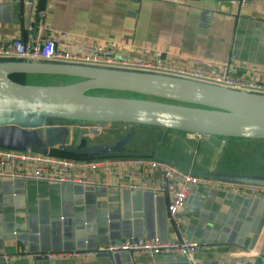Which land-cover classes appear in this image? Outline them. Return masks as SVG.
Wrapping results in <instances>:
<instances>
[{
  "label": "crops",
  "instance_id": "obj_1",
  "mask_svg": "<svg viewBox=\"0 0 264 264\" xmlns=\"http://www.w3.org/2000/svg\"><path fill=\"white\" fill-rule=\"evenodd\" d=\"M30 25L58 36L65 51L87 53L88 43L112 42L123 58L160 54L190 67L188 60L198 58L207 69L233 54L264 69V0H0V42L25 38ZM45 128L37 147L52 157L62 141L72 146L81 134L84 145L113 144L130 131L124 124ZM121 154L103 159L112 163L108 170L88 173L91 186L0 180V264H264V199L204 185L190 189L178 219L181 233L201 246L192 256L115 258L104 250L126 239L165 242L177 233L158 172L131 178L124 161L147 155L197 176L264 179V140L135 126ZM50 253L64 256L49 259Z\"/></svg>",
  "mask_w": 264,
  "mask_h": 264
},
{
  "label": "water",
  "instance_id": "obj_2",
  "mask_svg": "<svg viewBox=\"0 0 264 264\" xmlns=\"http://www.w3.org/2000/svg\"><path fill=\"white\" fill-rule=\"evenodd\" d=\"M19 74L66 76L77 80L63 85H33L11 79ZM96 90L130 93L135 97L87 94ZM52 122L128 126L130 131L113 144L83 145L81 134L72 146L64 141L59 146L62 152L96 159L123 156L121 151L133 138L135 126L223 139L264 140V95L149 73L48 62L0 61V149L48 154V149L37 147L36 141L43 130L49 131L43 127H49ZM135 156L141 155H132ZM227 181L264 186V179ZM122 256L130 257L128 252L114 254L115 258Z\"/></svg>",
  "mask_w": 264,
  "mask_h": 264
},
{
  "label": "built area",
  "instance_id": "obj_3",
  "mask_svg": "<svg viewBox=\"0 0 264 264\" xmlns=\"http://www.w3.org/2000/svg\"><path fill=\"white\" fill-rule=\"evenodd\" d=\"M38 16L42 18L43 14L39 13ZM58 42V36L47 32L44 26L36 30L30 25L25 38L17 37L0 42V60L48 62L149 73L243 93L264 95V69L256 65L244 64L237 60L233 54H229L214 67L202 69L199 68L201 60L198 58L188 60L192 67L179 66L164 60L160 54H156L151 60L123 58L117 53L116 46L112 42L103 45L88 43L85 45L87 53L60 50L57 47ZM74 45L78 46V42H75ZM119 163L114 164L118 165ZM111 164L103 159L78 161L29 151L0 149V180L21 179L91 186L95 183L89 179L88 173L97 172L100 168L108 170ZM122 165L133 168L129 174L131 178H139L146 171L158 172L160 188L170 196L166 210L169 220L175 224L177 233L171 240L165 242L136 238L109 244L104 249L109 254L128 252L133 255L148 256L158 254L192 256L201 246L181 233L178 219L185 210L189 191L193 186H211L241 198L259 197L264 199V186L197 176L183 172L163 160L133 158L124 161ZM72 255L76 257L77 253ZM58 256L64 255L54 253L47 255L49 259Z\"/></svg>",
  "mask_w": 264,
  "mask_h": 264
},
{
  "label": "trees",
  "instance_id": "obj_4",
  "mask_svg": "<svg viewBox=\"0 0 264 264\" xmlns=\"http://www.w3.org/2000/svg\"><path fill=\"white\" fill-rule=\"evenodd\" d=\"M0 61H6V60H0ZM11 79L19 83H26V84H33V85L35 84L36 85H63V84H68V83H71L77 80L74 78H68L66 76L24 75V74L14 75L11 77ZM96 91L100 92L102 90H96ZM102 92H105V91H102ZM110 93H112V96H117V97H135L133 94L124 93V92H110ZM145 98L149 100L162 101V100L151 98V97H145ZM51 154L59 158L70 159V160L90 161V160L96 159L92 156H85V155L77 156V155L65 153V152H62L60 149L51 150ZM116 157L124 158V156H120V155H110L106 158H116Z\"/></svg>",
  "mask_w": 264,
  "mask_h": 264
},
{
  "label": "rangeland",
  "instance_id": "obj_5",
  "mask_svg": "<svg viewBox=\"0 0 264 264\" xmlns=\"http://www.w3.org/2000/svg\"><path fill=\"white\" fill-rule=\"evenodd\" d=\"M88 95H93V96H112V93L110 92H102V91H92V92H88ZM239 140H248V139H239Z\"/></svg>",
  "mask_w": 264,
  "mask_h": 264
}]
</instances>
